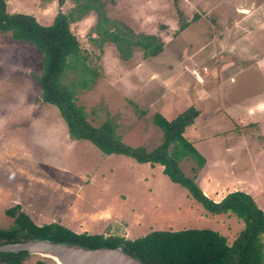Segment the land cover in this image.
<instances>
[{
  "label": "rangeland",
  "instance_id": "374dc122",
  "mask_svg": "<svg viewBox=\"0 0 264 264\" xmlns=\"http://www.w3.org/2000/svg\"><path fill=\"white\" fill-rule=\"evenodd\" d=\"M5 1L8 13L30 14L45 26L59 11L76 8L74 0L63 7L58 0ZM100 2L107 22L91 10L71 24L95 80L77 95L89 121L98 127L112 119L125 143L153 150L163 141L156 113L173 120L197 108L184 134L206 159L197 184L215 201L246 192L264 211V0ZM98 22L110 31L131 30L133 40L156 36L163 51L146 57L133 46L123 59L98 34ZM43 70L44 56L34 46L0 32L1 229L13 225L6 210L21 205L37 225L72 214L75 232L91 227V233L135 239L156 230L207 228L229 243L237 238L241 220L208 214L162 166L72 140L59 109L42 101L35 77ZM79 76L69 71L66 83ZM194 166L181 162L187 176ZM24 264L56 263L35 255Z\"/></svg>",
  "mask_w": 264,
  "mask_h": 264
},
{
  "label": "trees",
  "instance_id": "16d2710c",
  "mask_svg": "<svg viewBox=\"0 0 264 264\" xmlns=\"http://www.w3.org/2000/svg\"><path fill=\"white\" fill-rule=\"evenodd\" d=\"M76 8L65 13L59 11L51 25L40 24L30 14L8 13L5 0H0V32L10 33L15 41H24L34 46L44 56V70L35 79L42 90V101L56 106L67 123L72 140H87L107 155H122L137 163L160 165L170 180L185 188L210 215L233 214L244 223L237 238L229 243L226 236L213 229L188 228L179 231L156 230L135 238L77 233L58 222L35 224L22 210L21 205L8 208L6 214L13 225L0 228V245L49 238L54 242L67 243L98 249L123 247L124 251L144 264H264V211L248 193L234 191L220 201L208 197L196 182L199 172L206 164L205 157L184 136L186 129L194 124L200 112L191 106L173 120L160 113L153 116V123L163 133L162 143L153 150L145 146L125 143L117 132V125L107 119L94 126L88 119L85 108L78 103L79 86L90 89L92 70L86 66L79 40L71 30V24L91 10L103 16L100 0H74ZM67 0H58L63 7ZM98 34L116 44L120 57L128 59L133 46L144 49L146 57H156L164 42L153 35H141L133 40L131 30L119 28L110 31L98 22ZM69 71H80L78 82L66 83ZM195 163L193 176H187L181 162ZM26 253H1L0 264H24Z\"/></svg>",
  "mask_w": 264,
  "mask_h": 264
},
{
  "label": "water",
  "instance_id": "95a60500",
  "mask_svg": "<svg viewBox=\"0 0 264 264\" xmlns=\"http://www.w3.org/2000/svg\"><path fill=\"white\" fill-rule=\"evenodd\" d=\"M1 253H26L43 256L56 264H144L126 253L123 247L91 249L84 246L58 243L49 238L0 245Z\"/></svg>",
  "mask_w": 264,
  "mask_h": 264
},
{
  "label": "crops",
  "instance_id": "0c3cea01",
  "mask_svg": "<svg viewBox=\"0 0 264 264\" xmlns=\"http://www.w3.org/2000/svg\"><path fill=\"white\" fill-rule=\"evenodd\" d=\"M224 197H222V198H220V200L221 199H223ZM219 200V201H220ZM21 204L23 205V203L21 202ZM70 217V218H69ZM69 217H67V218H60L59 219V221H51V222H58V223H60V224H62V221L61 220H65L66 222L65 223H63L62 225L63 226H65V227H67V228H69V229H71V230H73V231H75V223H77L76 222V220H75V218H74V216L72 215V214H70V216ZM50 222V223H51ZM83 222V221H82ZM47 223V222H46ZM85 223V225L87 226V225H89L88 224V222H84ZM90 231H91V227L90 228H88ZM85 231H87L88 233H90V234H96V233H91L90 231H88L87 229H85L83 232H85ZM77 233H82V232H77ZM98 234V233H97ZM99 234H102V235H105V234H103V233H99Z\"/></svg>",
  "mask_w": 264,
  "mask_h": 264
},
{
  "label": "bare ground",
  "instance_id": "6f19581e",
  "mask_svg": "<svg viewBox=\"0 0 264 264\" xmlns=\"http://www.w3.org/2000/svg\"><path fill=\"white\" fill-rule=\"evenodd\" d=\"M242 11H244V10H242Z\"/></svg>",
  "mask_w": 264,
  "mask_h": 264
}]
</instances>
